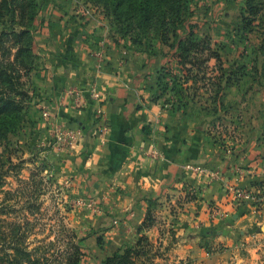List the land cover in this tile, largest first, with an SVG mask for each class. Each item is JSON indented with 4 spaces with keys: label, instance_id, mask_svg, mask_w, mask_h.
<instances>
[{
    "label": "crops",
    "instance_id": "crops-1",
    "mask_svg": "<svg viewBox=\"0 0 264 264\" xmlns=\"http://www.w3.org/2000/svg\"><path fill=\"white\" fill-rule=\"evenodd\" d=\"M51 15L38 16L34 25L41 65L32 74L38 96L31 113L44 128L42 105H49L59 123L84 131L72 147L44 141L51 138L45 128L37 136L40 146L45 143L50 176L66 191L63 197L96 200V211L73 205L70 212L81 233L92 232L84 241L89 253L84 264L134 246L142 235L153 245L155 264H264V199L236 196L238 189L264 193L259 184L264 144L215 137L213 115L196 104L198 99L180 110L153 100L161 68L173 61L177 66L170 47L151 54L114 43L100 24L65 16L61 8ZM98 22L106 24V18ZM102 41L108 56L99 69L93 50ZM91 86L99 100L89 97ZM71 87L83 91L85 107L74 108L65 97L63 91ZM99 107L110 128L106 136L97 127ZM189 166L221 175L213 179ZM178 203L183 208L173 217L168 205ZM149 210L158 220L143 228Z\"/></svg>",
    "mask_w": 264,
    "mask_h": 264
},
{
    "label": "trees",
    "instance_id": "trees-1",
    "mask_svg": "<svg viewBox=\"0 0 264 264\" xmlns=\"http://www.w3.org/2000/svg\"><path fill=\"white\" fill-rule=\"evenodd\" d=\"M85 2L100 7L105 17L120 32L129 36L137 49L153 54L157 50L152 45L155 37L156 41L174 50L177 66L161 68L157 77L159 93L153 98L155 102L162 100L164 107L185 109L197 101L202 87L207 92L216 86L215 94L209 95V98L215 102L219 99L223 101L220 97L224 89L222 83L227 86L239 85L240 75L247 72L246 65L226 71L212 38L197 35L195 24L190 22V4L193 0ZM39 9L38 0H0V24L3 25L0 28V146H3V155H0V189L8 182L6 176H16V170L21 165V162L12 159V154L18 150L11 148V136L23 131L27 125L36 126L38 123L31 111L33 98L38 96L32 86V74L40 61L35 51L34 33ZM242 10L241 17L246 21L247 31H253L256 22L263 26L264 31V0H246ZM212 60H215L214 66L211 65ZM211 68V73L216 72L217 76H209ZM169 92L174 93V99L166 97ZM40 173H32L28 180L17 178L20 182L18 187L4 190L5 197L0 210V215H3L0 218V264H81L87 255L84 246L86 237H79L76 230L63 222H60V231L64 237L60 243H47L46 236L30 240V236L37 233V227L43 226V203L38 198L45 180L40 177ZM259 184L263 188L264 180ZM258 196L264 197V194ZM154 222L152 211L149 210L142 227H150ZM34 241L38 243L35 246L32 245ZM152 259L150 241L142 235L136 245L122 252L117 251L97 264H155ZM147 260L150 262L147 263ZM168 264L192 262L181 260Z\"/></svg>",
    "mask_w": 264,
    "mask_h": 264
},
{
    "label": "rangeland",
    "instance_id": "rangeland-1",
    "mask_svg": "<svg viewBox=\"0 0 264 264\" xmlns=\"http://www.w3.org/2000/svg\"><path fill=\"white\" fill-rule=\"evenodd\" d=\"M38 2L40 7L38 16H52L53 10L58 7L61 8L65 16H76L80 20L89 19L95 24H100L98 27L105 29L108 39L111 38L114 43L125 46L132 44L129 36L120 32L118 27L105 17L100 7L87 3L85 0H38ZM245 6L246 0H193L190 4V12L192 13L190 22L195 24L198 36L205 37L208 35L212 38L214 48L222 56L225 70L230 71L240 65H246L247 67V72L243 74L245 76L240 75L242 83L239 85L232 87L222 83L224 89L221 91L220 97L223 98V101L219 99L215 102L208 97L209 94L213 96L214 91L216 92V86L207 92L202 87L199 89L196 104L202 109L207 108L203 110H207L213 115L215 137L222 139L225 134L232 140L242 139L248 143L257 139L258 142L264 144V31L263 26L258 25V22L253 24V31L246 30V21H243L241 17L242 9ZM101 16L106 18V24L98 22ZM0 28H3V25L0 24ZM100 43L97 44L96 48ZM152 45L168 48L167 45L163 46L159 41H156L155 37ZM170 55L172 58V54ZM173 62L175 67V61ZM212 62V66H214L215 60H212ZM38 65H41L40 61ZM211 70L212 68L208 73L209 76H217V73H211ZM166 97L168 99L175 98L172 92H169ZM32 118L31 115L30 119ZM44 128L48 130V136L49 134L51 136V138L44 139V141L50 143L55 141V138L52 137L55 132H51L47 127ZM44 128L39 125H27L23 131L11 136V148L18 150L12 154V159L17 163L21 162V165L16 170L18 172L16 176L13 174L6 176L8 182L0 189V210L5 197L4 190H14L18 187L20 182L17 178L28 180L31 178L32 173L41 172L40 177L44 178L45 183L38 199L43 203L44 216L41 221L43 226L39 225L37 227V233L32 234L30 240H34L36 237L42 239L46 236L48 237L47 243L51 241L60 243L64 237L60 231V222L76 230L79 237L87 238L92 232L87 230V232L81 233V230L75 226L76 224L71 219L70 212H73L76 208L63 197L66 191L63 192L62 186L54 181L48 172V164L45 163L47 160L44 154L45 143L41 146L37 143V136L42 135L41 130H44ZM0 155H3V146H0ZM253 194L256 200L264 199L262 196L257 197V195H261L260 192H253ZM172 204L171 206L168 205V211L173 217H178L183 206L180 203H178V207ZM152 215L154 221H157V212H152ZM0 218H3V215H0ZM254 229L258 230L256 225ZM35 244L38 243L34 241L32 245L35 246ZM98 244L103 246V240L100 241L99 239ZM61 246L64 247L63 244ZM150 248L152 252L153 245L151 243ZM86 254L84 261L89 256L87 250ZM84 261L81 264H84ZM149 262L147 260V263ZM152 262L154 261L152 260Z\"/></svg>",
    "mask_w": 264,
    "mask_h": 264
},
{
    "label": "built area",
    "instance_id": "built-area-1",
    "mask_svg": "<svg viewBox=\"0 0 264 264\" xmlns=\"http://www.w3.org/2000/svg\"><path fill=\"white\" fill-rule=\"evenodd\" d=\"M97 62L96 67L101 68L106 65L107 62V53L105 49V43L102 41L99 46L96 48V50L93 52ZM83 91L81 89H77L75 87L66 88L63 93L66 96H69L72 100V106L74 108L80 109L82 107H85L87 104V97L82 93ZM88 94L91 99L99 100V91L95 86H91L88 89ZM61 105H66L65 103L61 102ZM42 113H43V120L45 123V126L51 131L55 132L53 133L52 137L55 138V144L58 147H72L80 142V140L84 137V131L81 127H67L64 126L62 123H59L56 116L52 114L51 107L49 105H42ZM97 122H98V129L99 132L102 134V136H106L109 133V124L107 121V118L102 110L101 107L97 109L96 112ZM190 169H192L195 173L200 175H208L213 179H217L220 177V171L219 170H213V169H207L204 166H189ZM240 171V169H239ZM66 186L70 185V181L68 180L66 183ZM236 196L240 197L241 199H254L256 200V197L254 196L253 192L248 190H242L238 189L236 190ZM69 203L74 206L79 207H88L92 209L93 211L97 210L96 207V200L95 198H87V197H77L68 199ZM216 213V212H215Z\"/></svg>",
    "mask_w": 264,
    "mask_h": 264
}]
</instances>
